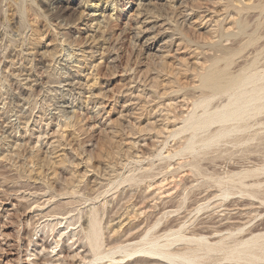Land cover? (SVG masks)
I'll return each instance as SVG.
<instances>
[{
    "label": "rangeland",
    "instance_id": "1",
    "mask_svg": "<svg viewBox=\"0 0 264 264\" xmlns=\"http://www.w3.org/2000/svg\"><path fill=\"white\" fill-rule=\"evenodd\" d=\"M250 38L240 57L257 55L262 69L264 51L253 50L264 48V0H0V264H166L121 253L94 261L93 217L102 253L139 245L148 230L161 243L176 231L227 242L264 234L263 127L250 142L178 151L198 76L219 47ZM246 172L258 199L218 196L215 179ZM225 215L235 222L218 225Z\"/></svg>",
    "mask_w": 264,
    "mask_h": 264
},
{
    "label": "bare ground",
    "instance_id": "2",
    "mask_svg": "<svg viewBox=\"0 0 264 264\" xmlns=\"http://www.w3.org/2000/svg\"><path fill=\"white\" fill-rule=\"evenodd\" d=\"M249 2L250 1H248L247 3H249ZM185 3H186V1H185ZM233 3H235V2H233ZM240 22H241V20H240ZM248 32H250V31H248ZM225 37L227 38L228 35H226ZM255 42H256L255 38H250L248 41L240 43L236 46L233 45L234 47H231V46L229 47L228 45H227L228 47H226V46L219 47L216 50V52L219 53V55L215 56L217 58V60L215 61L214 65L209 66L208 70L205 74H201L198 76L199 84H198V86L196 85L198 90H199L198 95L192 96L191 98L188 97L189 98L188 100L186 98L187 101H189V100L192 101V102L191 101L189 102V103H192V108L189 112L188 117L186 119H184V126L181 129V133L182 132H189V137L185 138L184 142L180 145V147H178L179 152H181V151H193L194 152L197 149L208 148V147H210L212 145H216V144L220 143V141L225 140L227 138H230L232 136L235 137L234 139L236 140L237 143H241V142L245 143V142H250V141L256 140V136H258L259 131L254 130V127L261 126L264 128V118L257 119L258 116L264 114V66L262 67V69L260 67H258L259 62L257 60V58H258L257 55H256V57L249 59V57L252 53L251 54L249 53L250 54L249 56L243 55L240 57L241 53L243 51H245V49L248 46L253 45ZM257 51H259V53H258V55H259L262 51H264V48L262 46L257 47V48H255V50H253V53H256ZM214 54H212V55H214ZM235 57L242 58L241 61L244 60V63L241 62V63H243L242 65L236 66L235 65L236 60H234ZM222 61H223V64L219 66L218 63L222 62ZM235 68H237V69L234 70ZM194 78H196V77H193V79ZM193 86H195V85H193ZM224 96L226 97L225 100L221 101V98ZM217 97H218V101L216 104L213 105V101L216 100ZM198 110H200L199 113L197 112ZM214 125H217V128L213 129L212 127ZM211 128L213 130H211ZM237 133H243V134L240 136H236ZM202 134H204V135H202ZM259 139L261 141L262 140L264 141V133ZM257 140H258V138H257ZM252 164H254L256 166L257 163L256 164L252 163ZM200 165L198 162H195V163L191 164V167L198 175H203L202 174L203 169L201 171V167L203 164H200ZM208 165L210 166L211 164L205 165V163H204L203 168H207ZM227 165L229 166L228 163H227ZM234 165H235V163H234ZM259 165H260V163H259ZM235 167H237V166H235ZM226 168H229V167H226ZM238 168L239 167H237V169H235V170L237 171ZM229 170L233 171L232 168H230ZM203 172H205V171H203ZM233 172H235V171H233ZM215 173H216V170H215ZM217 173L220 174V172H217ZM82 175L83 174H81V176ZM68 176H70V175H68ZM251 177H254L253 173H247V172L246 173H234V174L227 176V177H218L217 179L214 180V182L219 187H222V188L224 187V189L221 191V193L218 196H220L223 199H228L229 197L234 196L236 194L245 193L246 195H248L250 197H257L258 195H256L255 192L245 189L246 187L252 186L254 184L252 181H251L252 182L251 185H249L250 182H249V184H247L248 182L247 183L244 182L245 179L251 178ZM121 180H122V178H121ZM232 183L236 184V185H233V186L229 185ZM256 183L258 184V182H256ZM65 186L67 188V185H65ZM186 186L188 187V185H186ZM187 187H185V188H187ZM213 187H215V186H213ZM68 189H70V188H68ZM234 190H237V191H234ZM182 192H183V190H182ZM205 192H207V190ZM213 195H211V196H213ZM258 197H257V199H258ZM203 201H204V199H203ZM234 201L237 202V200H234ZM234 201H232V202H234ZM201 203H202V201H201ZM234 205H236V204H234ZM238 205H239V203H238ZM240 205H241V203H240ZM232 207H233V205H232ZM232 207H230V209ZM237 207H235V208H237ZM243 207L245 209V205ZM241 208H242V205H241ZM249 208H250V206H249ZM225 209H227V208L225 207ZM201 210H203V209L202 208H196L195 209V211L197 213L200 212ZM186 212H187V210H186ZM262 212L263 211H261L260 214ZM250 213H248V214H250ZM211 215H209V216L206 215V216L210 217ZM213 215H214V213H213ZM220 215L218 214L217 217ZM244 215L242 217H244ZM252 215H254V213ZM225 216L226 217H223V219L220 220L218 225H222L221 222L223 223L224 220L225 221H230L231 219L233 220L232 217H227V215H225ZM237 216H235V217H237ZM240 216L241 215L239 214L238 218ZM247 216L248 215L246 214L245 218ZM248 218H249V216H248ZM201 219L203 221H205L206 217H205V219H203V218H201ZM212 219H214V218H212ZM241 219H243V218H240V220ZM214 220H212V222ZM180 221L182 222V220H180ZM236 221H237V218H236ZM242 221H244V220H241L240 223H243ZM230 222H235V221H230ZM209 223H207V224H209ZM215 223H214V225H215ZM195 224L196 223H194L193 226H195ZM200 224H198V225H200ZM203 224H204V222H203ZM207 224H205V225H207ZM89 225H90V235L88 238H89V245L92 248L94 261L102 259V258H107L109 256L116 254V253H121L122 259L132 258V257H135L136 255H144V256H148L149 258H152V259L162 260L166 264H212V263L222 264L223 262H241V263L255 264L258 262H264V234H261V235H252L251 234L252 236L247 238V239H244V238H246L245 236H244V238L242 237L243 239L233 238L231 242L225 241L223 239L224 236L221 238L219 237L220 239L219 240L217 239V241H215V239L214 240L212 239V241H210V239H207V237L205 236L206 233L200 234V233H202L201 232L202 229H200L201 230L200 233H198L199 231L197 233H195L192 231H196V230H194V228L191 227V228H193V230L191 231L192 232L191 234H189L190 230L188 232V235L186 233L176 231V232H173L171 235H169V237H172L171 239H167L164 243H161V241L158 240L159 239L158 237L150 239V235L148 233L149 230H148L145 234L142 235L139 245L130 246V247L119 246L113 250L106 252V253H102L98 249V244H97V239H98L97 229H98V227H97L96 219L94 217L89 220ZM173 225H175V224H173ZM211 225H213V224H211ZM175 226H177V225H175ZM229 226L228 227H225V225L222 226L224 230H222V229L219 230V228L216 227V229H212L213 231L210 232L209 235L219 234L223 231L232 232L235 230V229H233V228H235L234 224L231 225V227H229ZM232 226H233V228H232ZM196 227H195V229H196ZM201 227H202V225H201ZM191 228H189V229H191ZM211 228H212V226H211ZM165 229H166V227H165ZM165 229H163V231ZM172 229H174V228H172ZM236 229H239L238 225H237ZM206 230H209V229H205V231ZM239 230H240V232L243 231V229H239ZM250 230L251 229H247V231L251 232L252 230L251 231ZM263 230L264 229H262L261 231L264 232ZM254 231H257V229L255 228ZM160 232H161V229H160ZM160 232H157V233H160ZM208 233H209V231H208ZM162 237H168V236L165 235ZM133 240H134V238H133ZM179 242H185L187 244L190 243V244H193L194 246H192V247L187 246L186 248H183L182 250L176 251V252H172L173 250L172 251L169 250V248L171 246H173L175 243H179ZM114 250H117V251H114ZM218 252L221 253L220 256H218V257L211 256V253H218Z\"/></svg>",
    "mask_w": 264,
    "mask_h": 264
}]
</instances>
